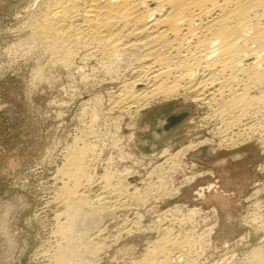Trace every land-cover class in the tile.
Here are the masks:
<instances>
[{
  "label": "bare ground",
  "instance_id": "bare-ground-1",
  "mask_svg": "<svg viewBox=\"0 0 264 264\" xmlns=\"http://www.w3.org/2000/svg\"><path fill=\"white\" fill-rule=\"evenodd\" d=\"M33 14L28 17L26 26L23 24L27 29V48L49 53L51 62L50 59L47 61L53 67L74 68L78 61L83 64L79 68L89 66L105 70L106 78L102 81L112 80L123 71V79L111 95V111L115 109L128 115L156 99L190 97L191 102L206 106L207 111L199 117L197 126L207 128L210 135L197 142L190 141L175 153H169L168 147L163 148L161 157L165 156V159L162 158L152 169L150 167L149 172L144 170L143 178L136 176L134 181L130 180L138 183L141 179L139 183L142 185L134 187V191H128L129 182L126 176H122L126 173L107 170L100 178L105 181V193L113 192V197L105 194L104 199L94 200L97 205L93 207L83 195L85 188L91 185L88 172L84 171L86 167H82L86 146L67 149L64 165L70 166V173L67 172L70 179H65L69 183L60 188L66 209L54 215L59 239L50 246L53 247L50 249L52 253L46 256L54 264H79L81 259L102 248L103 242L97 239L99 236L107 241V235L114 231L115 236L121 238L123 234L152 231L157 226L156 230L164 236L160 234V238L151 239L153 243L148 241L145 256L130 261L131 264H200L199 259L208 260L201 255L211 252L207 249V239L214 233L215 225L204 227V231H200L199 226L205 224L211 215L199 218L198 211H186L179 204L156 214L160 216L154 217L155 223L154 219L150 222L147 218L145 221L149 223H141L143 216L135 220L120 218L118 223L116 214L124 209L122 206L126 203L123 201L127 198L134 201L127 204H134L138 212L143 206L146 211L150 200L169 197L182 184L177 183L175 177V172L182 168V156L196 146L215 142L216 147L229 149L253 137L264 143V123L261 121V116L264 117V0H40ZM112 71L117 74L112 75ZM164 122L165 118L157 121L151 132L153 139L173 132L180 123L167 130L163 129ZM134 166L137 167L135 163ZM123 169L130 173L138 168ZM85 202L90 205L87 212L81 209ZM258 203L254 204V211L250 209L241 216V222L253 230L262 227L260 222L264 220ZM164 221L167 225L161 227ZM82 222L83 226L80 225ZM75 229L74 237L71 233ZM258 247H251L248 258L264 261V250ZM185 248H196L201 254L186 259Z\"/></svg>",
  "mask_w": 264,
  "mask_h": 264
},
{
  "label": "rangeland",
  "instance_id": "rangeland-1",
  "mask_svg": "<svg viewBox=\"0 0 264 264\" xmlns=\"http://www.w3.org/2000/svg\"><path fill=\"white\" fill-rule=\"evenodd\" d=\"M37 1L0 0V264L53 263L46 255L52 253L50 249L53 247L50 246L59 239L54 215L66 209L60 191L64 188L63 185L69 183L65 179H70V166L65 167L64 163L67 149L86 146L82 167H86L84 171L87 170L91 185L85 188L83 195L92 202L89 204L93 207L97 205L94 200L99 197L104 199L105 194L113 197V192L105 193V181L100 178L107 170L126 173L122 176L127 177V183L131 187L128 186V191H134V187L139 188L142 184L139 183L141 179H138V183L131 182L134 181L133 177L143 178L144 170L149 172L150 167L152 169L165 159V156L161 157L163 148L168 147L169 153H175L185 144L210 136L207 128L197 126L200 123L197 120L207 111L206 106L191 102L190 97L156 99L138 112L128 115L115 109L111 111V95L120 85L123 71L117 75L119 79L113 76L112 80L102 81L106 77L105 70L101 68H79L83 64L78 61L74 68H55L50 63L49 53L44 55L35 48L29 50L24 25L36 13L40 0L39 3ZM114 74L117 73L112 71V75ZM182 113H185L184 119L178 122L173 132L153 139L151 132L155 130L158 120ZM261 118L264 123V117ZM256 136L260 137L259 134ZM82 143L85 145L81 146ZM182 159L180 172L190 162L197 166L192 176L185 179L184 183H187L181 189L179 186L171 192L170 198L148 201L146 211H143V206L136 212L134 204H127L134 202L133 200H122L126 204L122 206L123 210L117 212V222L124 217L126 220H135L138 216H143L144 221L141 223H149L153 219L155 223V218L160 216L156 214L175 204L183 206L186 211L199 213V208L194 207L205 211L216 208L215 219L218 221L213 224L214 233L207 239V249L211 252L201 255L202 258L208 257V260L199 259L200 264H264V261L248 258L251 247L259 246L260 250H264V220H261L262 227L257 230L241 222V216L253 210L254 204L258 202L264 218V143L253 137L244 144L226 149L216 147L213 142L212 145L205 144L190 149ZM132 166L138 168L136 172L127 173L123 169L127 167L132 170ZM139 167H142L141 170ZM197 170L202 173L200 176L194 175ZM180 172L176 171L175 177ZM216 185V189H211ZM206 186L209 191L205 190V193L199 194L202 197H197L196 191ZM88 189L90 190L87 191ZM139 196L138 194L137 197ZM89 204L83 203L81 209L87 212ZM203 214L211 215L209 219L213 216L211 213ZM199 215V218L203 217L201 213ZM146 218L149 221H145ZM253 221L255 222L254 219ZM80 225L83 226V222ZM80 225L78 226L81 228ZM163 225L166 226L167 221L162 222L161 227ZM156 227L152 231L148 229L128 236L123 234L121 238L115 236L114 231V234L107 235V241L99 236L98 241L103 242L102 250L99 247L91 257L81 259L79 264H131L132 260L145 256L148 244L153 243L151 239L160 238L162 233ZM78 232L77 234L81 233ZM73 233L71 235L75 237L76 229ZM246 234V239H242L241 236ZM193 249L196 248L183 250L184 253L187 251L184 254L186 259L201 254Z\"/></svg>",
  "mask_w": 264,
  "mask_h": 264
},
{
  "label": "built area",
  "instance_id": "built-area-1",
  "mask_svg": "<svg viewBox=\"0 0 264 264\" xmlns=\"http://www.w3.org/2000/svg\"><path fill=\"white\" fill-rule=\"evenodd\" d=\"M196 164L195 163H193V162H190L189 164H187V167L182 171V172H180V173H178V175L176 176V182L177 183H179V184H181V186H180V189H181V187L182 186H184L187 182H185L184 183V181H185V179H187V177H189V176H192V172H194V170L196 169ZM193 170V171H192ZM188 173V174H187ZM202 173L201 172H198V170L196 171V173L194 174V175H198V176H200ZM178 176H180V178H178ZM197 176V177H198ZM217 188V185L215 186V187H212L211 189H216ZM205 190H208L209 191V189L207 188V186H206V188L205 187H202L200 190H197L196 192H197V197H202V196H200L199 194L201 193H205ZM195 209H197V208H199V209H197V210H199L200 211V213L203 215V216H206L205 214H203V213H211V214H213L214 216H212V218L211 219H208V222L206 223V225H211V224H214V223H216V216H217V213H216V210L215 209H210V210H207V211H205V210H203V209H201L200 207H194ZM188 209H192V208H188ZM206 225H204L203 223L199 226V228L200 229H204V227L206 226Z\"/></svg>",
  "mask_w": 264,
  "mask_h": 264
},
{
  "label": "water",
  "instance_id": "water-1",
  "mask_svg": "<svg viewBox=\"0 0 264 264\" xmlns=\"http://www.w3.org/2000/svg\"><path fill=\"white\" fill-rule=\"evenodd\" d=\"M185 113L182 114H173L170 115L168 117L165 118V122L163 124V129H170L172 126H174L175 124H177L178 122H180L182 120V118H184ZM159 131V129H158Z\"/></svg>",
  "mask_w": 264,
  "mask_h": 264
}]
</instances>
